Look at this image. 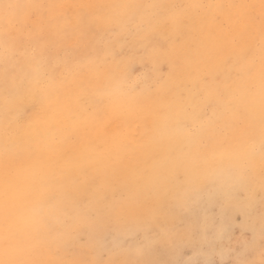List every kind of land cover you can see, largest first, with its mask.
<instances>
[{"label":"snow or ice","instance_id":"6c2138e0","mask_svg":"<svg viewBox=\"0 0 264 264\" xmlns=\"http://www.w3.org/2000/svg\"><path fill=\"white\" fill-rule=\"evenodd\" d=\"M0 264H264V0H0Z\"/></svg>","mask_w":264,"mask_h":264},{"label":"rangeland","instance_id":"374dc122","mask_svg":"<svg viewBox=\"0 0 264 264\" xmlns=\"http://www.w3.org/2000/svg\"><path fill=\"white\" fill-rule=\"evenodd\" d=\"M204 2H209V0H204ZM237 235H239V232H237ZM154 258H156V259H160V260H163V259H166L167 257L165 256L163 250H161V251L159 252V254H158L156 257H154ZM256 258H257V259L259 258L258 255L256 256Z\"/></svg>","mask_w":264,"mask_h":264}]
</instances>
